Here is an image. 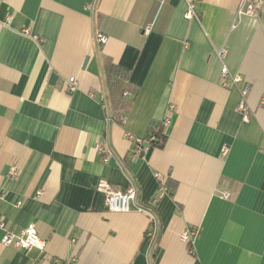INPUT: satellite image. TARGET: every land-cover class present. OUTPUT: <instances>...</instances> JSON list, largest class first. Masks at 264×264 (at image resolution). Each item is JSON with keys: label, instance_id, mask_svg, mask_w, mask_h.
I'll list each match as a JSON object with an SVG mask.
<instances>
[{"label": "crops", "instance_id": "crops-1", "mask_svg": "<svg viewBox=\"0 0 264 264\" xmlns=\"http://www.w3.org/2000/svg\"><path fill=\"white\" fill-rule=\"evenodd\" d=\"M190 1L0 0V219L46 242L7 246L0 228V264H264V29L239 0H195L188 17ZM104 58L135 88L121 123ZM164 119V144L131 158L125 132ZM101 177L131 182L136 208L108 211Z\"/></svg>", "mask_w": 264, "mask_h": 264}, {"label": "built area", "instance_id": "built-area-1", "mask_svg": "<svg viewBox=\"0 0 264 264\" xmlns=\"http://www.w3.org/2000/svg\"><path fill=\"white\" fill-rule=\"evenodd\" d=\"M194 1L192 0L187 4L186 14L188 17H193L197 15V12L194 8ZM237 15H249L255 17L260 26L264 29V0H239L238 7L236 10ZM96 38L100 43H105L107 40V36L98 31L96 33ZM226 52L225 47H221L218 50V55L220 57H224ZM220 74L222 77V84L227 86L226 77L229 74L228 68L225 64L221 66ZM231 83L237 84L242 81V77L240 75L231 76L230 77ZM60 88L65 91L66 93H72L77 89L76 79L73 76L65 77L60 82ZM240 92L243 97L248 92V87L245 84H242ZM238 111L242 115V119L247 121L249 116V107L245 103L244 98L236 107ZM124 121V116L121 115L119 117V122ZM168 122L167 119L162 121V124ZM125 137L130 141L131 150H130V157L137 158L141 157L148 149L151 147V142L156 140V136L154 133H150L146 135H136L131 132H125ZM95 149L97 153L100 155V158L103 162H107L109 158L112 156V150L103 142H98L95 145ZM227 151L226 148H223L222 154H225ZM6 176L9 179H13L17 176V169L14 164H11L6 172ZM158 179H161L158 177ZM96 189L103 193L104 195V206L108 211L112 212H128L135 206V199H136V189L135 186L128 182L125 187H115L110 182L107 181L105 178H99L96 184ZM160 189L162 191H166V186L161 185ZM38 194H41V191H38ZM228 193H224L227 195ZM160 194L158 195V197ZM3 198V194L0 193V199ZM0 228L3 230V234L1 237V242L4 245H11L23 250H28L32 247H36L39 250H43L45 247V240L42 239L38 235L37 228L33 222L28 223L25 227H23L20 231L16 232L11 230L10 228L6 227L5 222L3 219H0ZM195 236V229L193 228H186L184 231L181 232L180 238L184 242L192 241L193 237Z\"/></svg>", "mask_w": 264, "mask_h": 264}, {"label": "trees", "instance_id": "trees-1", "mask_svg": "<svg viewBox=\"0 0 264 264\" xmlns=\"http://www.w3.org/2000/svg\"><path fill=\"white\" fill-rule=\"evenodd\" d=\"M104 72L108 94L113 105L112 116L113 118L117 117L119 121L118 116L121 113L125 112L132 102L133 94L135 93V88H133L129 84L128 78H124L114 72V68L112 67L111 62L107 58H104ZM150 133H154L156 136V140L151 142V146L161 147L164 144L166 138L164 133V125L162 124V122L151 121L144 135L147 136ZM161 185L167 186V193L171 194L172 189L175 186V182L167 180L162 183V181H159V186Z\"/></svg>", "mask_w": 264, "mask_h": 264}, {"label": "water", "instance_id": "water-1", "mask_svg": "<svg viewBox=\"0 0 264 264\" xmlns=\"http://www.w3.org/2000/svg\"><path fill=\"white\" fill-rule=\"evenodd\" d=\"M56 79H57V75L54 72H52L49 76V83L52 84L55 83Z\"/></svg>", "mask_w": 264, "mask_h": 264}]
</instances>
